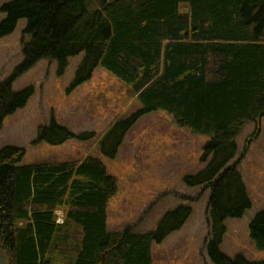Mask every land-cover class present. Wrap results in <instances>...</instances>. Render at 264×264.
<instances>
[{
  "label": "trees",
  "instance_id": "16d2710c",
  "mask_svg": "<svg viewBox=\"0 0 264 264\" xmlns=\"http://www.w3.org/2000/svg\"><path fill=\"white\" fill-rule=\"evenodd\" d=\"M1 11L0 38L21 19L25 26L22 61L0 82V129L33 93L32 86L12 90L18 76L42 59L55 62L61 75L68 59L81 54L72 87L100 66L140 105L103 134L101 154L114 158L125 132L151 111L208 136L205 166L184 179L188 187L209 189L208 257L213 264H264L219 250L225 220L240 218L251 205L229 162L244 125L264 116V0H11ZM91 136L55 121L37 131V141L53 145ZM23 155L20 147L0 149V242L11 264H152V243L180 229L191 214L190 206L178 205L153 230L110 231L107 204L117 184L99 158L20 164ZM248 229L256 248L264 249V210Z\"/></svg>",
  "mask_w": 264,
  "mask_h": 264
},
{
  "label": "rangeland",
  "instance_id": "374dc122",
  "mask_svg": "<svg viewBox=\"0 0 264 264\" xmlns=\"http://www.w3.org/2000/svg\"><path fill=\"white\" fill-rule=\"evenodd\" d=\"M9 1L0 0V22L5 18L1 6ZM179 9L187 11V6L181 4ZM24 26L21 19L11 34L0 38V82L22 61ZM81 57H70L61 75L55 62L39 60L14 80L13 91L32 86L33 93L23 107L4 119L0 149L23 148L20 164L99 158L117 184V192L107 204L110 231L126 227L138 233L153 230L165 212L178 205L190 206L191 214L180 229L161 243H152V264H213L205 249L209 189L188 187L184 181L205 166L201 156L208 136L177 125L166 112L151 111L125 132L114 158L103 156L99 150L103 134L140 105L127 85L100 66L88 80L72 87ZM51 121L74 133L92 132V136L57 145L37 141L38 128ZM235 141L236 152L229 164H236L251 205L240 218L225 220L219 250L230 258L241 254L248 260H264V249L256 248L248 229L253 215L264 210V116L246 123ZM57 216L61 222V209ZM0 264H11V255L1 242Z\"/></svg>",
  "mask_w": 264,
  "mask_h": 264
},
{
  "label": "bare ground",
  "instance_id": "6f19581e",
  "mask_svg": "<svg viewBox=\"0 0 264 264\" xmlns=\"http://www.w3.org/2000/svg\"><path fill=\"white\" fill-rule=\"evenodd\" d=\"M257 121H258V120H257ZM257 121H256V122H257Z\"/></svg>",
  "mask_w": 264,
  "mask_h": 264
}]
</instances>
